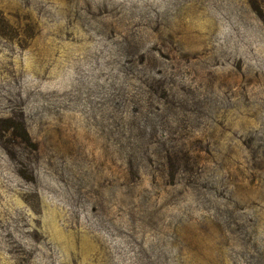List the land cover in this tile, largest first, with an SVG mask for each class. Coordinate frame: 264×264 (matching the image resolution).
Wrapping results in <instances>:
<instances>
[{"label":"rangeland","instance_id":"1","mask_svg":"<svg viewBox=\"0 0 264 264\" xmlns=\"http://www.w3.org/2000/svg\"><path fill=\"white\" fill-rule=\"evenodd\" d=\"M0 264H264V0H0Z\"/></svg>","mask_w":264,"mask_h":264}]
</instances>
